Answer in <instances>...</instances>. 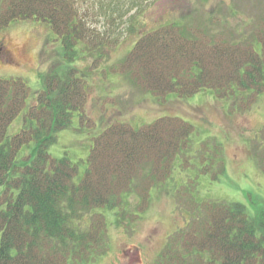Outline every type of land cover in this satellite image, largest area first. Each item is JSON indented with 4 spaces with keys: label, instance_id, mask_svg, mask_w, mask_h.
<instances>
[{
    "label": "trees",
    "instance_id": "16d2710c",
    "mask_svg": "<svg viewBox=\"0 0 264 264\" xmlns=\"http://www.w3.org/2000/svg\"><path fill=\"white\" fill-rule=\"evenodd\" d=\"M143 1L129 0L128 6L137 14ZM121 6L120 0H0V30L19 20H41L60 41L57 62L40 75V88L0 77V264L96 260L105 246L106 212L118 224L140 217L153 188L169 185L177 158L189 148L193 126L178 116L163 115L137 128L118 117L106 124L101 119L104 126L86 161L51 155L74 114L79 125H98L86 110L92 84L77 63L99 60L119 44L108 28L123 21ZM99 16L109 24L101 26ZM127 23L133 32L134 21ZM200 29L178 22L148 29L114 73L155 99L204 91L224 99L262 93L264 28L235 42L199 38L195 33L205 32ZM130 197L138 202L134 210ZM191 199L194 207L201 205V219L171 235L155 264H264V211L251 215L239 202L203 205Z\"/></svg>",
    "mask_w": 264,
    "mask_h": 264
},
{
    "label": "rangeland",
    "instance_id": "374dc122",
    "mask_svg": "<svg viewBox=\"0 0 264 264\" xmlns=\"http://www.w3.org/2000/svg\"><path fill=\"white\" fill-rule=\"evenodd\" d=\"M128 1L120 0L118 12L123 21H134V31L130 32L129 23L117 20L108 31L111 37H119V44L99 60L87 57L77 63L93 86L86 110L98 125L91 120L87 126L79 125L74 114L72 126L60 131L50 147L51 155L58 158L66 153L71 160L86 161L94 135L118 117L137 128L160 116L174 115L192 124L193 133L189 148L175 162L169 185L153 188L147 209L132 222L115 223L106 212L104 250L96 260L82 264H155L171 235L193 218L201 219V205L194 207L191 198L203 205L239 202L251 215L264 211V91L257 97L243 93L224 99L204 91L186 99L170 96L156 100L134 87L123 73H114L119 70L118 60L142 33L170 22L201 26L204 33L194 32L199 38L244 40L264 28V0H144L137 14ZM99 23L102 26L109 21L99 16ZM0 46V77L22 78L35 90L40 88V75L57 62L60 41L46 22L29 19L0 30ZM99 91L106 96L102 98ZM20 123L19 117L9 131H15ZM85 166L80 165V173ZM127 203L132 210L138 204L134 197ZM85 219L90 222L91 215Z\"/></svg>",
    "mask_w": 264,
    "mask_h": 264
},
{
    "label": "flooded vegetation",
    "instance_id": "af4514ba",
    "mask_svg": "<svg viewBox=\"0 0 264 264\" xmlns=\"http://www.w3.org/2000/svg\"><path fill=\"white\" fill-rule=\"evenodd\" d=\"M1 50H2V48H1V46H0V53H1Z\"/></svg>",
    "mask_w": 264,
    "mask_h": 264
}]
</instances>
